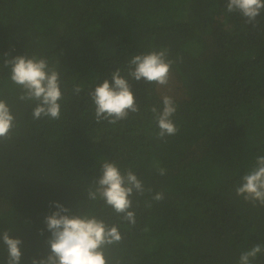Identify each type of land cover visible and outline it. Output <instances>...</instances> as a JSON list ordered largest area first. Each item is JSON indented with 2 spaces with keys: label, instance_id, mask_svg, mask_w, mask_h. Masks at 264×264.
Returning a JSON list of instances; mask_svg holds the SVG:
<instances>
[{
  "label": "trees",
  "instance_id": "obj_1",
  "mask_svg": "<svg viewBox=\"0 0 264 264\" xmlns=\"http://www.w3.org/2000/svg\"><path fill=\"white\" fill-rule=\"evenodd\" d=\"M226 5L0 0V98L17 121L11 139L0 141V234L22 240L21 264L48 254L44 218L56 211L53 202L92 208L120 225L123 239L109 250L110 264H239L241 253L264 249V206L236 194L264 155V13L253 27ZM153 50L173 61L169 83L129 78L140 111L114 125L96 123L89 91ZM18 55L57 65L65 95L59 120H33L34 104L18 99L3 67ZM164 95L177 106L179 131L159 139L150 109L162 108ZM105 159L131 168L145 186L133 197L134 226L87 200ZM157 192L163 200L153 199ZM7 258L0 239V264ZM251 264H264V251Z\"/></svg>",
  "mask_w": 264,
  "mask_h": 264
},
{
  "label": "clouds",
  "instance_id": "obj_2",
  "mask_svg": "<svg viewBox=\"0 0 264 264\" xmlns=\"http://www.w3.org/2000/svg\"><path fill=\"white\" fill-rule=\"evenodd\" d=\"M226 10L229 13L238 12L246 23L255 27L257 17L264 13V0H227ZM172 63L167 58L166 50H153L131 57L124 70L126 74L117 68L109 79H104L94 90L89 91L95 122L114 125L127 119L130 113H138L140 108L129 78L166 86ZM3 67L9 69L8 79L19 89L18 99L34 104L31 110L33 120L61 118V101L65 95L57 65H50L43 57L18 55L5 59ZM82 90L78 84L72 89L76 95ZM162 105L160 109L155 106L150 109L159 129V139L173 136L179 131L173 119L177 111L173 98L164 95ZM16 127V116L11 106L6 99L0 98V141L11 139ZM157 171L161 176L166 174L164 168L157 167ZM145 191L143 182L131 168L121 170L115 161L105 159L101 164L100 175L94 178L87 190V200L92 202L93 207L102 202L103 207L110 208L120 220L134 226L136 215L133 197L142 196ZM236 194L253 206H264V155L257 156L250 171L241 177ZM153 199L161 201L164 195L157 192ZM53 203L56 211L44 218L46 230L50 233L45 241L48 254L39 259L32 258L31 264H110L109 250L123 239L120 225L109 223L106 217L94 212L92 208L85 211L79 204L69 208L59 202ZM43 232L41 230L40 234L43 235ZM0 239L7 249V264H21L22 240L13 238L7 230L0 234ZM262 251L264 249L259 244L253 246L241 253L239 264H251Z\"/></svg>",
  "mask_w": 264,
  "mask_h": 264
}]
</instances>
